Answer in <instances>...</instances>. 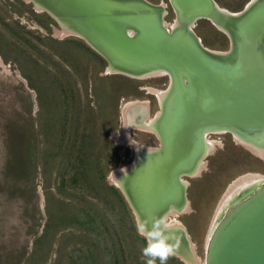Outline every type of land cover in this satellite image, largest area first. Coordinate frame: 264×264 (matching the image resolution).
<instances>
[{
    "label": "rangeland",
    "instance_id": "obj_1",
    "mask_svg": "<svg viewBox=\"0 0 264 264\" xmlns=\"http://www.w3.org/2000/svg\"><path fill=\"white\" fill-rule=\"evenodd\" d=\"M149 1L168 4L165 20L174 23L169 0ZM216 1L238 12L250 0ZM34 13L44 14L27 0H0V264H146L152 257L144 255L145 236L112 176L135 164L136 142L159 145L156 133L135 127L120 140L123 108L144 103L146 117H156L162 110L156 90L168 89L170 78L112 73L84 39L57 34L56 21L47 29ZM194 30L206 47L229 49L227 34L210 21ZM211 138L216 145L202 172L184 177L190 206L175 223L187 229L195 263L164 251L165 264H178L172 257L206 264L223 194L243 174H264V157L249 142L229 133Z\"/></svg>",
    "mask_w": 264,
    "mask_h": 264
},
{
    "label": "water",
    "instance_id": "obj_2",
    "mask_svg": "<svg viewBox=\"0 0 264 264\" xmlns=\"http://www.w3.org/2000/svg\"><path fill=\"white\" fill-rule=\"evenodd\" d=\"M27 1L62 31L84 39L112 73L134 78L168 73L171 90L156 122L160 146L144 153L117 186L149 244L151 240L195 263L187 229L167 228L163 222L170 211L188 204L184 177L196 175L209 155L207 132L226 130L264 146V0H251L238 12L216 0H169L174 28L166 24L164 2ZM200 20L227 34V51L203 44L194 30ZM260 185L230 207L206 250L207 264H264V183Z\"/></svg>",
    "mask_w": 264,
    "mask_h": 264
},
{
    "label": "bare ground",
    "instance_id": "obj_3",
    "mask_svg": "<svg viewBox=\"0 0 264 264\" xmlns=\"http://www.w3.org/2000/svg\"><path fill=\"white\" fill-rule=\"evenodd\" d=\"M166 24L168 26L170 25L167 21H166ZM171 26L174 28L177 25L175 23H171ZM56 33L57 34H60L61 36H64V35H66V36L67 35H72V33L70 31H68V30H64V31H61V32H56ZM156 74H168V73L166 71H162L161 73L154 72V73H150L148 76H145V78L150 77L152 75H156ZM170 86H171V83H170ZM156 91L158 92V96H159L160 103H161L162 100H163V98H164V95L166 94V91L165 90H156ZM164 103H165V101H164ZM164 103H163V105L161 107L164 106ZM140 104H143L147 108V105L146 104L139 103L138 104L139 106H136V110H135L136 112H133V111H131L132 110V107L135 106V105H137V104H133V102L130 103V104H128V105H126L123 108V111H122V127H121V128H123V133L121 132V135L122 134L123 135L120 138V140L121 139H125L126 138V134H128L127 133L128 132V129H130V128L133 129L134 127L135 128H138V129H145V130L150 131V132H155L156 122H157L156 120L158 119L159 115H156V117H151V116L149 117V115L147 117L146 116L143 117V110L141 109L143 107V105H140ZM135 114H139V116H138L139 118L138 119H136V117H133ZM154 126H155V128H154ZM222 133H228V131H226V130H215V131L207 132V134L205 135V141H206V146H207L206 152L207 153H210L215 148V145H216V140H213L212 138H211L212 140L210 139L211 135H213V134H222ZM233 135H234L235 139H237L238 141H242V139H241V137L239 135H237V134H233ZM247 145L249 146V148H250L251 151H253L256 154H259L262 157H264V146L258 147V146L252 145V143H248ZM135 146L137 148L136 151H138V155L139 156L141 155V153L143 152V150H148V149L151 150L152 149L151 147H148V146L146 147V146L141 145L139 142H136L135 143ZM143 155L144 154H142V156ZM142 156H140V158H142ZM137 159H138V156H137ZM137 159H136V161H137ZM205 164L206 163H205L204 160L201 161L198 164V167L196 168V170H195L194 173H196V175H198L200 172H202V170L205 167ZM128 171L129 170L126 169L125 171H120V172H117V173L114 172V174L112 176V178L114 180L113 183L115 182L117 185H120V182H122L123 179H124L122 177L124 175H126L127 173L124 174V175H122V174L124 172H128ZM184 182H185V184L187 183L185 180H184ZM261 183H264V174H261V173H252V172L251 173H247V174H243V175L237 177L236 179H234L231 182V184L229 185V187L227 188V190L223 194L219 205L217 206V210L215 212V216L213 218V221H212V224H211L209 233H208V238H207V242H206V250L209 248V244H210V241L212 240V237L214 235L215 230L217 229V227L219 226V224L223 220V218L226 217L227 212L229 211L230 207L233 204H235L238 200H240L241 199V196L245 195L247 192H249L251 190L258 189V187L261 186L260 185ZM187 205L188 204L184 205L183 208L184 207H187ZM182 209L179 210V211H177V210L174 209V210H172V211H170L168 213V214H172L171 216H173V218H174L173 219V223L174 224L176 222H178V215H179V213H181ZM168 214H166L167 217H168ZM166 226L169 227L168 224H166ZM140 231L144 235V230L141 229Z\"/></svg>",
    "mask_w": 264,
    "mask_h": 264
},
{
    "label": "trees",
    "instance_id": "obj_4",
    "mask_svg": "<svg viewBox=\"0 0 264 264\" xmlns=\"http://www.w3.org/2000/svg\"><path fill=\"white\" fill-rule=\"evenodd\" d=\"M34 15L36 16V18H38V20H39L40 24H42V26L46 27L49 30L52 29V24L55 23V20L49 14H47V13L35 14L34 13ZM96 55L98 57H100L103 60V62L105 61L102 56L98 55L97 53H96ZM97 170H98V172H101L100 169H97ZM63 180H65V179H63ZM63 184H65V183H63ZM108 189H109V192L111 194H113L122 205H124L126 207V204H125L123 197L120 194L119 190H117L114 186L113 187L110 186ZM54 218L57 219L56 215L54 216ZM62 218H66V217H62ZM66 220H68V219H66ZM133 227H135V226H133ZM139 239L145 244L146 247H150V246H148L149 244H147V241H146L147 239L145 237L141 236ZM172 259H174L176 262H178V264H183V262H181L176 257H172Z\"/></svg>",
    "mask_w": 264,
    "mask_h": 264
},
{
    "label": "flooded vegetation",
    "instance_id": "obj_5",
    "mask_svg": "<svg viewBox=\"0 0 264 264\" xmlns=\"http://www.w3.org/2000/svg\"><path fill=\"white\" fill-rule=\"evenodd\" d=\"M203 42V41H202ZM170 78V77H169ZM170 83H171V81H170ZM170 90H171V86H169L168 87V89H165V91H166V94L164 95V98H163V100H162V102H161V106L163 105V103H164V101H165V99H166V95L167 94H169V92H170ZM140 105H143V104H140ZM137 106H139V105H137ZM162 108V107H161ZM142 110H143V117L144 116H146L148 113V111H146L147 110V108H146V106H144L143 105V107L141 108ZM140 109V110H141ZM144 111H146V114L144 113ZM138 112V111H137ZM161 113H162V111H160L159 112V116L161 115ZM159 118V117H158ZM158 120V119H157ZM156 120V121H157ZM154 128H155V126H154ZM154 133H156L157 134V130H156V128H155V132ZM158 140H159V138H158ZM159 146H160V140H159V145L158 146H156L155 148L154 147H151L152 149H158L159 148ZM150 149H148V150H143V152L141 153V155L140 156H142V154H144L145 152H147V151H149ZM140 156H138V159L140 158ZM138 159H137V161H138ZM136 161V162H137ZM130 170V169H129ZM127 172H124L122 175H124V174H126ZM186 177H189V176H186ZM123 178V177H122ZM190 178V177H189ZM187 197H188V188H187ZM188 206H190V201H189V198H188V205H187V207ZM187 207H184L183 209H182V211L181 212H183V211H185L186 209H187ZM167 222V223H166ZM164 225L166 226V224H168L169 225V227L168 226H166L167 228H178V227H176L175 226V224L173 223V222H168V220H164Z\"/></svg>",
    "mask_w": 264,
    "mask_h": 264
},
{
    "label": "clouds",
    "instance_id": "obj_6",
    "mask_svg": "<svg viewBox=\"0 0 264 264\" xmlns=\"http://www.w3.org/2000/svg\"><path fill=\"white\" fill-rule=\"evenodd\" d=\"M158 249H162L163 251H160ZM164 251L165 250L162 245H155V247H146L144 249V255L152 257L151 259H148L146 261V264H154V260L157 256L159 258L160 264H165L167 257L164 254Z\"/></svg>",
    "mask_w": 264,
    "mask_h": 264
},
{
    "label": "snow or ice",
    "instance_id": "obj_7",
    "mask_svg": "<svg viewBox=\"0 0 264 264\" xmlns=\"http://www.w3.org/2000/svg\"><path fill=\"white\" fill-rule=\"evenodd\" d=\"M158 250L163 251L162 249H158Z\"/></svg>",
    "mask_w": 264,
    "mask_h": 264
}]
</instances>
